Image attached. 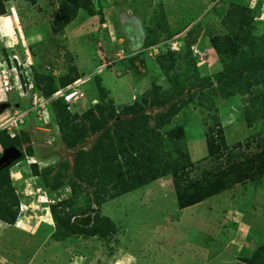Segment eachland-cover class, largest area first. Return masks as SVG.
<instances>
[{"label": "rangeland", "instance_id": "374dc122", "mask_svg": "<svg viewBox=\"0 0 264 264\" xmlns=\"http://www.w3.org/2000/svg\"><path fill=\"white\" fill-rule=\"evenodd\" d=\"M63 1L4 0L6 12L0 13V131L19 143L15 147L25 156L7 166L22 214L18 227L0 222V264H248L245 257L264 242V176L184 208L170 174L156 173L149 183L111 198L113 186L101 179V152L105 149L111 162L116 157L124 162L125 154L116 153L112 144L120 151L130 146L131 136L138 146L134 156L154 152L164 161L188 153L191 165L183 174L197 179L225 163V156H208L212 130L223 131L232 152L260 149L264 0H91L94 11L81 7L60 30L54 20ZM232 2L251 10L259 46L245 58L242 51L249 45L240 40V50L225 51L224 60L212 38H237L239 26L226 17ZM132 26L143 32L137 44ZM190 45L198 49L193 58ZM168 49L181 50L177 68L161 65L158 56ZM35 64L44 85L57 81L52 95L38 90ZM24 65L32 67L25 78L20 74ZM67 75L78 78L63 86ZM233 87L239 89L235 95L223 96ZM70 92L75 95L67 100ZM144 97L149 102L142 111H127ZM60 99L68 110L55 105ZM169 108L179 110L171 117ZM134 118L143 129L131 135L127 124ZM120 119L125 127L117 124ZM179 125L185 138L171 143L167 131ZM98 156L101 160L93 164ZM35 161L40 171H49L46 185L38 183L43 177L35 175ZM154 162L160 165L159 158ZM51 199H66L70 213L60 226L73 221L88 227L101 213L116 230L107 238L55 237L62 230L48 207Z\"/></svg>", "mask_w": 264, "mask_h": 264}, {"label": "trees", "instance_id": "16d2710c", "mask_svg": "<svg viewBox=\"0 0 264 264\" xmlns=\"http://www.w3.org/2000/svg\"><path fill=\"white\" fill-rule=\"evenodd\" d=\"M90 1L91 0L63 1L61 3L60 10L55 14L54 22L57 26L56 29L58 28L61 30L66 24L70 23L77 16V13L81 7H87L90 9V11H94V9H96V4L92 2L90 3ZM231 4L232 8L227 11L226 17L228 19L232 18V22L239 26L236 33L237 38L230 39L228 38L229 35L212 38V47L216 49L219 54H221L224 60L226 59L225 51H231V53L234 54L235 52L240 50L242 43H247L249 45V48L247 50L242 51V54L245 58L247 57L248 51H254L257 46H259L258 42L255 41V37L257 36L253 32V28L251 27L253 21V14L251 13V10L244 5H241L240 3L232 2ZM5 12L6 8L4 0H0V13ZM170 37H172V35ZM240 40H243L242 43L240 42ZM150 44L151 42L148 40L146 45L148 46ZM191 48L192 45H190L189 51L193 58L194 53ZM180 53L181 50L174 49L162 51L158 56L160 59H162L160 60L162 67L164 69L174 67L177 68V65L175 63L180 57ZM164 58L166 60H164ZM227 58H229V55L227 56ZM194 60L196 61L195 57ZM195 61L194 63H196ZM33 66L37 74V78H35V81L37 83L38 90L44 95H52L57 90V81H52L47 87L43 84L44 77H40V75H38L39 72L36 67L37 65L35 64ZM21 77L25 78L23 73H21ZM77 78L78 76L76 75H67L62 84L63 86H67ZM100 87L102 86L100 85ZM238 90L239 89L237 87H233L230 92L224 93L223 96H227L226 98L231 97L235 95ZM142 101H135L133 104H131V106L126 107L127 111H142L144 104L149 102V98L144 97ZM64 102L65 101L63 99H60V101H55V105H62V108L59 107V110L61 111H63L64 109L68 110V106ZM259 102H261V107L259 109L261 110V112H263L262 114L264 115V98L260 99ZM97 107L101 109V113L104 112L101 105H98ZM92 109L93 108L89 109V111H87L86 113L88 115L93 114L94 110ZM178 110L179 109L177 108H169V116L172 117V115L177 113ZM62 115L63 114L60 113V118ZM170 118H166L164 122L169 121ZM132 120L133 121L131 122V124H127V126L132 125V128L129 132H131V135H134L135 130L143 129V124H141L139 118H134ZM248 121L251 124L253 122V117H248ZM116 122L118 125H124L125 120L120 119ZM91 125L94 129L98 128L99 126L97 122H92ZM125 126L126 125H124V127ZM4 134L5 130H1L0 143L2 148L11 146L19 147V143H15L13 139L6 138ZM118 134L120 135V137H123L122 132H119ZM207 135L208 156L213 157L214 160H220L223 158V156H225L226 159L224 161L225 163L221 161L213 169L207 170L206 174L202 178L197 179H190L188 176H185L183 174L187 166L191 165V159L188 153L183 154L182 151H178L181 155H179V157H176L178 158L176 160L172 159L173 155H170V159L162 161L164 156L160 153L155 154L154 152H152L151 154L149 153V157H146V152L141 151L137 156H134V152L138 151V146L135 143L136 141H134L131 136L128 141L130 146L123 147L120 149V151L112 144V147L113 149H115L116 153L122 152L123 154H125L124 157L126 159L124 160V162H121L120 160L116 161L117 157L114 158V161H109V159H107L108 154L106 153L105 149H103V152H101L102 156L99 155L104 159V162L102 164L103 167L100 170V172H103L101 177L102 183L106 182V186L111 184L113 186L112 190H114V193H108V196L114 198L115 196L126 194L136 187L147 184L156 177V173H160V175L170 174L174 179L179 206L181 208H184L188 205L202 201L209 196L218 194L237 183L253 181L264 176V139L261 140V148L256 151L246 152L245 150H240L239 152H232L229 150L230 146L227 143L222 130H218V132H214L212 130V132H208ZM167 138H169L171 143L174 142V139L177 141V138H185L183 126H175L168 130ZM121 139L123 140V138ZM69 143H71V147V145H73V142ZM241 145V142H238L236 144V146L238 147H240ZM247 145L249 146V144ZM100 148H103L102 144H100L98 147L96 145L95 147L96 152L98 151L99 154ZM177 149H179V147H177ZM84 150L86 149L84 148ZM99 156L97 157L98 159L95 157L92 162L93 164L101 160ZM184 157H186L187 162H184ZM157 158L160 159V165L153 166V163H155L154 161ZM76 165V168H79V165ZM126 165L128 166L127 168H125ZM32 167L36 176L43 177L41 180H39L38 183L46 185V182L43 181L44 179H47L49 171H40L37 163L35 162L32 163ZM65 200L59 201V199H57L55 200V203L50 205V210L53 218L56 219V224L59 225V228L62 230L61 235L57 233L54 235L55 237L60 238V236L66 237L70 235L85 236L88 234V236H99L101 238H107L108 235L113 232V230H116L115 228H112L110 219L107 216L102 215L101 213L95 215L92 225L88 227H79V225L73 221L60 226V220L64 218V216L67 217V215H69L70 213L66 210V208H64L65 205L63 204H65ZM20 203V197L16 192V188L12 184L10 167H5L0 171V219L9 224H14L19 216ZM244 260L248 264H264V242H261L256 251L251 256H246Z\"/></svg>", "mask_w": 264, "mask_h": 264}, {"label": "water", "instance_id": "95a60500", "mask_svg": "<svg viewBox=\"0 0 264 264\" xmlns=\"http://www.w3.org/2000/svg\"><path fill=\"white\" fill-rule=\"evenodd\" d=\"M22 156V148L7 147L0 156V171Z\"/></svg>", "mask_w": 264, "mask_h": 264}, {"label": "clouds", "instance_id": "9594fccd", "mask_svg": "<svg viewBox=\"0 0 264 264\" xmlns=\"http://www.w3.org/2000/svg\"><path fill=\"white\" fill-rule=\"evenodd\" d=\"M195 47H196V46H195ZM195 47L192 45L193 53H194V48H195ZM194 55L196 56L197 54L194 53ZM24 66H25V67H24L25 70H23V69H22L23 71L20 70V74L23 73V74H24V77H27V75L30 76V74L27 73V71L30 69V70H31V74H32V67H31V65H24ZM26 70H27V71H26ZM21 71H22V72H21ZM70 93H74V94H73L71 97H69V98L67 99V95L70 94ZM70 93H68V94L65 96V98H66L67 100H69L70 98H72V97L75 95V92H70ZM11 147H13V146H11ZM6 148H7V147H6ZM6 148H3V149L1 150V155H2L3 151H4ZM1 155H0V156H1ZM22 156H23V154H22ZM22 156H21V157H22ZM21 157H20V158H21ZM20 158H19V159H20ZM17 160H18V159H17ZM15 161H16V160H15ZM13 162H14V161H13ZM13 162H12V163H13ZM36 162H37V161H35V163H36ZM12 163H11V164H12ZM33 163H34V162H33ZM49 203H50V204H48V205H49L48 207H50L51 204L55 203V200H54V199H51V200L49 201ZM21 210H22V209H21ZM21 214H22V213L19 212L18 219L16 220V222H15L14 224H9V223H7V222H6V223H7L9 226H10V225H13V226H15V227H18L19 217H20ZM1 221H4V220L0 219V222H1ZM4 222H5V221H4ZM21 228H22V227H21Z\"/></svg>", "mask_w": 264, "mask_h": 264}, {"label": "crops", "instance_id": "0c3cea01", "mask_svg": "<svg viewBox=\"0 0 264 264\" xmlns=\"http://www.w3.org/2000/svg\"><path fill=\"white\" fill-rule=\"evenodd\" d=\"M133 20H135V18H133ZM130 21H132V19H130ZM134 22H136V20L134 21ZM137 26V25H136ZM132 31H135V32H133L132 33V35H133V37H132V39H134V40H137L136 42H134V44H137V42L139 41L138 39H137V37H138V35H140L139 33H143V32H141V30L140 31H137L136 32V29L132 26ZM137 34V35H136ZM131 39V40H132ZM134 44H132L133 45V47H136V45H134ZM15 227V226H14ZM12 228V227H11ZM21 228V227H20ZM23 229H25L26 230V232L27 233H29L30 231V229H28V228H23ZM29 231V232H28ZM31 234H34V233H31ZM33 256H35L34 254L31 256L32 257V259L34 258ZM50 257V256H49ZM69 264H74V263H72V261L69 263Z\"/></svg>", "mask_w": 264, "mask_h": 264}, {"label": "built area", "instance_id": "2783aa9c", "mask_svg": "<svg viewBox=\"0 0 264 264\" xmlns=\"http://www.w3.org/2000/svg\"><path fill=\"white\" fill-rule=\"evenodd\" d=\"M156 50H158V49H156ZM195 50H196V51H195ZM194 51H195V52H194L195 54L198 53V52H197L198 49H196V47L194 48ZM73 94H74V93H70V94H68V95H67V98L71 97Z\"/></svg>", "mask_w": 264, "mask_h": 264}]
</instances>
